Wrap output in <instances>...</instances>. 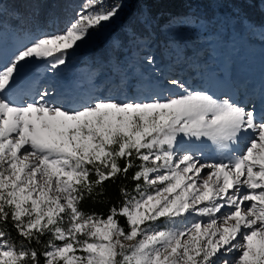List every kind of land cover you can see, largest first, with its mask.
Here are the masks:
<instances>
[{
	"label": "snow or ice",
	"instance_id": "1",
	"mask_svg": "<svg viewBox=\"0 0 264 264\" xmlns=\"http://www.w3.org/2000/svg\"><path fill=\"white\" fill-rule=\"evenodd\" d=\"M123 7L83 0L62 31L0 57V264H264V110L179 77L73 107L35 72L55 75ZM185 22L227 42L219 22ZM163 26L141 14L125 37L147 41ZM143 62L155 73L151 52ZM118 181L121 199L106 214L83 207L109 202L106 185Z\"/></svg>",
	"mask_w": 264,
	"mask_h": 264
},
{
	"label": "rangeland",
	"instance_id": "2",
	"mask_svg": "<svg viewBox=\"0 0 264 264\" xmlns=\"http://www.w3.org/2000/svg\"><path fill=\"white\" fill-rule=\"evenodd\" d=\"M204 0H185L184 14L163 15L154 13L142 5V11H135L130 0H121L125 5L119 18L107 27L90 30L79 46L69 50L67 62L53 75H44V68L35 69L45 83L55 87L56 95L67 105L76 107L87 103L97 96H112L118 99L130 98L141 89L151 77L161 80L179 77L186 81L191 90L204 91L214 98L232 97L242 106H255L257 111L264 110V77L263 82H251L254 66L264 76V36L261 26H252L229 5L227 0H208L213 13H206ZM83 0H69V10L64 25H59L57 17L50 20L46 30L37 31L29 39L16 34L7 27L0 29V45L3 37L9 32L14 46L10 51L0 49V57H6L32 40L46 33L62 31L75 18ZM106 4H109L106 0ZM6 0H0V14L6 12ZM264 9V6H263ZM135 11V12H134ZM141 14H150L163 24V28L152 30L147 41L130 42L125 37L127 22ZM211 20L219 22L226 30L228 39L224 42L218 35H212L199 23H186V20ZM130 20V21H131ZM171 20V24L165 21ZM120 38L123 46L114 48L113 41ZM145 44L147 46H145ZM151 52L156 58L154 69L143 62V57ZM257 62V63H256ZM236 68L240 77L236 76ZM31 68L26 69L30 72ZM127 77L132 87L117 89L115 81ZM142 77V79H141ZM245 77H249L245 80ZM244 79V81L242 80ZM220 86L225 90L221 91ZM219 90V91H218ZM204 152L209 159L216 157L210 142H206Z\"/></svg>",
	"mask_w": 264,
	"mask_h": 264
},
{
	"label": "trees",
	"instance_id": "3",
	"mask_svg": "<svg viewBox=\"0 0 264 264\" xmlns=\"http://www.w3.org/2000/svg\"><path fill=\"white\" fill-rule=\"evenodd\" d=\"M109 4L119 3L121 0H107ZM133 4L135 11L141 12L142 5H145L150 11L157 13L160 11L163 15L171 14L175 16L178 14H184L183 3L185 0H130ZM204 6L206 13H213V7L210 8L209 1L204 0ZM230 6H232L236 12L246 20L252 26H264V3L261 0H227ZM7 9L6 12L0 14V29L7 27L13 29L14 32L21 37L29 39L40 30L48 29L50 20L57 17L59 25H64L65 16L69 10V0H47L44 3H38L36 0H6ZM134 11V12H135ZM131 20V19H130ZM130 20L126 25L129 24ZM30 35V36H28ZM14 46L13 41L9 37V32L3 37L0 45V49L10 51V48ZM257 63V62H256ZM252 75H250L251 82L254 86L255 81L263 82V75H258L262 68H258L257 64L254 66ZM236 76L240 77V70L236 68ZM249 77H245V80ZM244 81V79L242 78ZM221 91L225 90L224 86H220ZM219 91V90H218ZM106 185V197L107 203L98 202L93 203L91 200L84 202L83 207L86 210H94L96 212L107 213L110 203L114 204L121 199L118 184ZM127 187L131 189L133 182L129 179L124 181ZM124 221L122 220L121 223ZM13 236L15 233L13 232Z\"/></svg>",
	"mask_w": 264,
	"mask_h": 264
}]
</instances>
